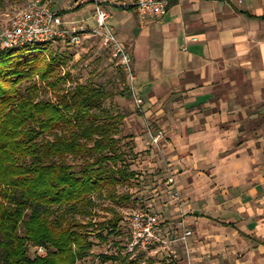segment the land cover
<instances>
[{
    "label": "crops",
    "instance_id": "crops-1",
    "mask_svg": "<svg viewBox=\"0 0 264 264\" xmlns=\"http://www.w3.org/2000/svg\"><path fill=\"white\" fill-rule=\"evenodd\" d=\"M50 2L62 27H96L92 2ZM106 9L142 100L138 108L129 97L123 121L142 157V198L165 236L179 237V209L192 231L189 260L180 241L171 260L264 264V0H169L164 15L145 19Z\"/></svg>",
    "mask_w": 264,
    "mask_h": 264
},
{
    "label": "trees",
    "instance_id": "trees-1",
    "mask_svg": "<svg viewBox=\"0 0 264 264\" xmlns=\"http://www.w3.org/2000/svg\"><path fill=\"white\" fill-rule=\"evenodd\" d=\"M48 46H0V264H77L93 246L92 228L121 235L116 207L132 195L119 189L139 175L126 165L136 154L122 135L125 113L104 106L130 97L128 85L68 84L66 59L47 55ZM100 201L113 205V217L96 224ZM117 249L99 263L137 264Z\"/></svg>",
    "mask_w": 264,
    "mask_h": 264
},
{
    "label": "built area",
    "instance_id": "built-area-1",
    "mask_svg": "<svg viewBox=\"0 0 264 264\" xmlns=\"http://www.w3.org/2000/svg\"><path fill=\"white\" fill-rule=\"evenodd\" d=\"M88 1L94 5L96 20L94 29L86 30L76 26L70 29L64 28L59 16L52 10L50 0H31L23 9L14 13L7 23L0 28V45L21 47L27 44H48L57 40H68L70 44H78L85 37H97L105 47L111 49L114 57L118 59L124 70L126 84L130 89L131 96L139 108L142 100L137 97L135 92L132 60L125 47L117 40L108 26L109 13L106 6L117 5L135 8L140 18L145 19L164 15L169 6V0H80L81 3ZM161 137V133L157 134L151 140L153 145L158 146ZM166 184L173 186L171 198L179 203L181 200L180 192L172 175L168 177ZM179 211L176 225L180 230L178 238L174 235L165 236L159 214L149 206L132 212L129 218L130 238L127 245L120 250L121 254L129 255V259L133 260L140 254L152 250V246L156 250L168 251L171 243L180 241L185 247V254L189 260L187 241L192 236V231L187 227L185 213L180 209ZM38 249L44 250L43 248Z\"/></svg>",
    "mask_w": 264,
    "mask_h": 264
},
{
    "label": "rangeland",
    "instance_id": "rangeland-1",
    "mask_svg": "<svg viewBox=\"0 0 264 264\" xmlns=\"http://www.w3.org/2000/svg\"><path fill=\"white\" fill-rule=\"evenodd\" d=\"M30 1L0 0V28L7 23L14 13L23 9ZM48 45L47 55L53 52L58 57L66 59L67 63L63 66L62 72L70 73L71 81L68 84H75L76 82L85 83L89 78H93L97 86L104 87L107 90L120 92L125 88L126 80L122 74L118 59L114 57L113 52L109 48L102 44L99 38L85 37L78 44H70L68 40H57L48 43ZM0 46L1 48L10 47L6 44H1ZM125 94L124 97L117 95L113 99L107 100L104 104L105 108L113 112L120 110L124 113L126 110L124 104L130 101L129 95L127 93ZM47 97H51V94H47ZM123 126L124 122L122 123V135H125L126 130ZM126 165L130 169L137 170L139 175L131 181L130 185L119 189L122 194L128 193L132 195V199L129 202H125L120 207H116V210L123 215V220L119 225L121 235L112 236L108 234L109 230L102 231L100 227L92 228L93 246L77 264H100V254L111 255L118 251L117 248L119 246L124 248L129 241V218L131 213L144 206H149L155 211L153 206L143 199L148 194L146 190H149V188H145L146 185L143 183L144 180H142V157L139 155H136L135 158L128 156ZM111 207L113 205L109 201L98 202L97 206L93 209V222L97 224L98 222L112 218L113 214L107 211ZM99 234H102L105 239L100 238L98 236ZM34 250L32 249V252ZM37 252L43 255L46 251L44 252V250L38 249ZM171 256L166 250H156L154 248L146 253L140 254L133 261L137 264H145L150 259L155 264H174Z\"/></svg>",
    "mask_w": 264,
    "mask_h": 264
}]
</instances>
